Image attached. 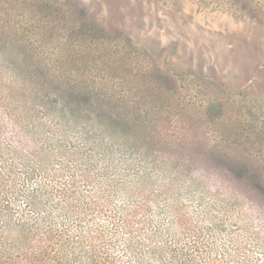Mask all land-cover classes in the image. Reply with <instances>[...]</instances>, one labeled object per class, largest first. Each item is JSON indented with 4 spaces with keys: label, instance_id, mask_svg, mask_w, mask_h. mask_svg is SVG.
<instances>
[{
    "label": "rangeland",
    "instance_id": "obj_1",
    "mask_svg": "<svg viewBox=\"0 0 264 264\" xmlns=\"http://www.w3.org/2000/svg\"><path fill=\"white\" fill-rule=\"evenodd\" d=\"M2 132L0 264H264V0H0Z\"/></svg>",
    "mask_w": 264,
    "mask_h": 264
},
{
    "label": "trees",
    "instance_id": "obj_2",
    "mask_svg": "<svg viewBox=\"0 0 264 264\" xmlns=\"http://www.w3.org/2000/svg\"><path fill=\"white\" fill-rule=\"evenodd\" d=\"M9 120V119H8ZM1 122H2V119H1ZM5 137V135H3V132H2V135L0 134V137ZM7 137H9L10 139H14V136H15V133L14 132H10L8 134H6ZM1 142V141H0Z\"/></svg>",
    "mask_w": 264,
    "mask_h": 264
}]
</instances>
